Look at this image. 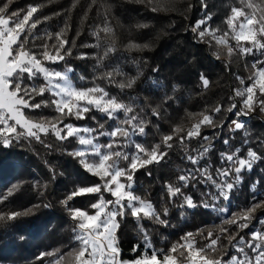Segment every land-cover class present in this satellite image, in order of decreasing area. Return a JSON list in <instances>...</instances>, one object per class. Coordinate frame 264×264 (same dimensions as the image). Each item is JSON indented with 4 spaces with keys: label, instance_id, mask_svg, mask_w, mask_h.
<instances>
[{
    "label": "trees",
    "instance_id": "obj_1",
    "mask_svg": "<svg viewBox=\"0 0 264 264\" xmlns=\"http://www.w3.org/2000/svg\"><path fill=\"white\" fill-rule=\"evenodd\" d=\"M7 2L0 0V5ZM33 6L38 8L33 19L39 18V23L31 29V35L25 33L28 35L25 47L39 51L33 47L31 37L50 34L51 40H37L35 44L46 42L54 52L51 46L56 35L62 33V38L68 42L64 51L70 54L65 55L63 61L46 63V66L60 71L71 67L74 71L70 75L76 87H90L95 83L118 100L132 105L134 111L128 115H136L145 122V134L136 139L146 149L160 143V151H167L159 163L141 167L134 173L131 189L150 202L166 221L164 224L150 219L140 221L152 247L161 250L158 253L161 258L173 246L183 244L189 232L193 233L196 248L210 243L208 234L211 232V239L219 238L216 251L211 255L227 259V255L237 254L232 248L236 240L241 237L248 240L253 230L264 231V225L257 222L264 218V204L251 214L247 229L239 227L245 222L240 219L241 214L264 196V111L258 103L251 111L243 109L250 117L243 122L242 129L234 130L232 121L237 118L233 110H228L235 101L241 109L242 97L235 96L234 90L246 88L252 82L249 79L253 71L251 64L264 57L259 52L242 56L235 50L229 55L228 47L218 45L210 33L200 38L197 32L201 29L193 31L196 22L210 15L211 19L201 27L219 29L216 36L222 35L227 31L225 17L233 7H239L237 0H11L8 13L18 14L13 17L15 21ZM105 27L111 31L105 32ZM228 44L235 49L236 42L231 37ZM108 48L114 51L104 55ZM113 65H118L124 73L113 76L117 83L100 78L101 72ZM238 77L243 79V84ZM204 79L208 80L207 87L203 85ZM130 80L134 81L131 88L121 90L117 86L119 82ZM33 83L43 81L37 78ZM256 95L258 100L264 99L258 90ZM51 99L46 92L44 96H36L32 103ZM217 107L219 112L215 111ZM153 110L158 115H154ZM23 112L34 121H50L57 116L50 105L33 110L25 108ZM119 115L124 118L123 113ZM204 115L212 118L213 126L203 124L200 136L185 139L181 144L180 137H186ZM93 116L96 120L91 119ZM88 117L85 120L67 117L59 126L72 123L97 127L99 121L104 124L103 131H107L119 123L106 120L96 111L88 113ZM177 126L182 128L179 133L174 132ZM22 131L17 127V133ZM167 134L173 135L170 149L161 143ZM204 136L209 139L204 140ZM4 139L0 136V216L4 217L0 220V264H54L61 257L60 264H72L73 257L68 253L76 249L78 243L68 209H85L91 213L94 210L90 205L98 197L85 194L68 200L67 205L62 202L79 187L103 184V181L87 172L80 163L81 158L74 155L80 147L74 138L61 141L49 131L41 133L39 140L24 135L10 136V143L5 145ZM107 139L101 137L99 143H106ZM225 139L228 145L223 143ZM116 140L119 143L122 138ZM202 145L211 151L200 163L202 166L211 164L213 174L222 151L239 149V155L246 156L251 149L262 159L253 162L251 171L240 174L241 180L227 200L207 201L205 186L195 180L182 189L183 196L192 197L193 206H188L180 195L170 200L166 185L180 183L177 176L181 170L192 167L184 159L185 154L196 155ZM124 150L130 152L132 148ZM87 159L92 162L95 157L89 155ZM128 164L129 161L119 159L121 168H127ZM256 181L260 183L253 192ZM104 198L111 199L106 192ZM205 202L213 203L214 207L206 209ZM165 208L168 209L166 216L163 215ZM17 212L21 215L8 218ZM233 215L237 223H226ZM229 236H235L231 243ZM116 237L120 260L132 262L144 254L151 255V249L145 253L140 228L131 215L121 220ZM179 251L173 254L178 264L187 263L185 257L179 256ZM42 253L51 255L42 256Z\"/></svg>",
    "mask_w": 264,
    "mask_h": 264
},
{
    "label": "snow or ice",
    "instance_id": "obj_2",
    "mask_svg": "<svg viewBox=\"0 0 264 264\" xmlns=\"http://www.w3.org/2000/svg\"><path fill=\"white\" fill-rule=\"evenodd\" d=\"M7 3L0 5V136H4V144L10 143L8 137L24 135L37 140L40 134H47L51 131L58 140H67L74 138L80 146L74 153L80 157V163L84 165L87 172L99 177L103 184H97L87 187H79L76 191L69 194L67 199L63 201L67 205L68 200L76 196L85 194H96L98 199L90 207L94 210L89 212L85 209L69 208L70 219L74 222L73 232L74 239L78 243V247L68 253L73 257L72 264H128L127 261L120 260V249L117 245L116 232L120 226V222L127 215H131L137 221L140 228V234L143 238L145 253L151 249V255L144 254L136 259L133 264H178L177 256L173 255L179 251V256L185 257L187 264H264V231L259 229L249 233L248 240L241 237L232 244V248L236 255H227V259L223 256L216 258L211 255L216 251L217 239H211L212 233L208 234L210 243L204 248H196L195 241L192 239L193 233L185 234L184 243L175 245L168 252L163 253L162 258L157 250L152 247L150 237L140 223L144 219L154 220L156 223L164 224L165 220L161 219V214L156 212L153 205L141 199L131 190L134 183V173L141 167L159 163L166 156L167 151H160L161 144L157 143L152 149H146L136 137L145 134L144 121L138 120L136 115H128L134 111L130 104L118 100L112 96L103 87L93 83L90 87H76L71 78L74 71L71 67L64 71L55 70L46 66L47 64H56L64 60V56L70 54L65 52L67 41L62 38V33L56 35L52 44L51 51L48 43L36 45L35 41L47 39L51 40L50 34L32 36L33 47L40 49L33 51L32 48H26L28 43V35H31V29H35L39 23V18L33 19L38 8L33 6L20 19L13 20L18 14L16 12L8 13ZM243 7H233L230 14L225 17L224 23L227 31L222 35L216 36L219 29L210 27L202 28L211 19L210 15L196 22L193 31L198 28V37L203 38L209 33L218 45L228 47L229 55L232 52L239 51L242 56L255 55L259 52L264 57V8L259 4L252 3V0H240ZM206 7V5H205ZM156 10L155 8L153 9ZM260 15H257V13ZM31 21V23H29ZM27 26V27H26ZM105 32L111 29L105 27ZM28 35H25V33ZM24 36V40L20 37ZM231 37L236 42L233 49L228 44ZM114 51L108 48L104 55ZM64 54H61V53ZM258 65H260L258 67ZM252 75L249 79L252 81L246 88L234 90V95L242 97L241 110L236 115L242 114L243 109L251 111L258 103L261 111H264V99H257V90L261 97H264V59L254 60L251 64ZM114 75L123 76L124 73L119 69L118 65L101 72L100 78L108 80L109 83H117L113 80ZM27 77V83L25 82ZM37 78L43 81L42 84L33 83ZM83 79V78H82ZM240 79L241 84L244 83ZM134 81L119 82L117 86L123 90L131 88ZM203 85L207 87L208 80H203ZM52 97L51 100H41L32 103L36 96H44L45 93ZM52 106L57 112V116L50 121H34L28 119L23 109L30 110L39 109L41 106ZM237 106L232 104L229 111ZM96 111L102 113L106 120L119 121L114 124L110 130L103 131L104 124L97 121V127H89L86 125H75L66 123L61 128L59 125L63 123L67 117H73L76 120L89 119L88 113ZM216 112L220 108L215 109ZM120 113L124 114L121 119ZM154 115H158L153 110ZM92 120H96L93 116ZM235 124L234 130L244 127L243 121L233 120ZM203 124L213 126L210 116L204 115L203 119L196 123L191 130L187 132L186 137H180V143L183 144L185 139L191 140L200 136V129ZM17 127L23 129L21 133H17ZM182 131L177 126L174 128L175 133ZM101 137H107L106 143H99ZM121 137L118 143L116 138ZM204 140L209 137L204 136ZM173 140L172 134L164 135L161 143L166 149H170L172 145L169 141ZM228 145L229 141H223ZM247 143V141H245ZM131 147L132 151L126 152V147ZM116 150H113V149ZM211 151L209 147L201 146L196 155L185 154L184 159L192 166L186 170H181V174L177 176L180 182L174 186L166 185V190L171 200L178 195L183 196L182 189L189 186V182L195 180L198 184L205 186L204 195L207 201H218L221 198L227 200L234 187L240 182V174L243 171H251L253 162L262 159L254 150L249 149L246 156L239 155V149L235 152L222 151L219 155V166L213 174L210 169L211 164L201 165L200 161L206 153ZM91 155L95 160L89 162L87 157ZM129 161L127 168L119 167V159ZM260 181H256L252 186V191H256V185ZM209 188L214 191L208 190ZM108 193L111 199H105L104 193ZM188 206H193L191 196H183ZM264 204V196H260L257 202L250 208L246 209L240 216L245 222L239 224L240 228L247 229L251 218V214L255 212L257 207ZM203 207L212 209L213 203L205 202ZM226 211V210H222ZM27 215V213H23ZM168 214V209L163 210V215ZM21 213H12L8 218L15 219ZM4 217L0 216V220ZM226 223H237V217L233 215ZM264 225V218L257 221ZM229 242L235 240V236L228 237ZM134 250H136L134 248ZM185 253L187 255L185 256ZM42 256L51 255V253H42ZM58 258L54 264H60Z\"/></svg>",
    "mask_w": 264,
    "mask_h": 264
},
{
    "label": "rangeland",
    "instance_id": "obj_3",
    "mask_svg": "<svg viewBox=\"0 0 264 264\" xmlns=\"http://www.w3.org/2000/svg\"><path fill=\"white\" fill-rule=\"evenodd\" d=\"M237 2H238V4H239V7H243V5L240 3V0H237ZM252 3H254V4H259L262 8H264V0H252ZM257 15H260V13L258 12ZM234 104L237 106L235 109H233V112H234V114H235V117H236L238 120H240V121H243V122L247 121L248 118H249L250 116L245 115V113H243V112H242L241 115L237 116V115H236L237 111H240L241 109H240V106L238 105V103H237L236 101H235ZM24 115H25V114H24ZM119 167H120V165H119ZM133 262H134V261H132V262H128V264H133ZM185 264H187V263H185Z\"/></svg>",
    "mask_w": 264,
    "mask_h": 264
}]
</instances>
